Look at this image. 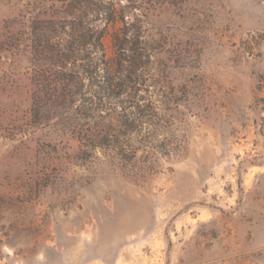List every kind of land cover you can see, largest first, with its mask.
<instances>
[{
    "label": "rangeland",
    "instance_id": "rangeland-1",
    "mask_svg": "<svg viewBox=\"0 0 264 264\" xmlns=\"http://www.w3.org/2000/svg\"><path fill=\"white\" fill-rule=\"evenodd\" d=\"M60 2L0 0V264H264V0H114L106 59L140 36L150 129L183 140L139 172L32 125L30 23Z\"/></svg>",
    "mask_w": 264,
    "mask_h": 264
},
{
    "label": "trees",
    "instance_id": "trees-1",
    "mask_svg": "<svg viewBox=\"0 0 264 264\" xmlns=\"http://www.w3.org/2000/svg\"><path fill=\"white\" fill-rule=\"evenodd\" d=\"M59 9L30 23L32 125L73 133L79 156L103 155L122 171H142L143 157L178 153L183 140L150 129L165 119L158 101L139 93L140 36L121 43L124 58L115 70L106 59L102 38L115 20L114 0H61Z\"/></svg>",
    "mask_w": 264,
    "mask_h": 264
}]
</instances>
